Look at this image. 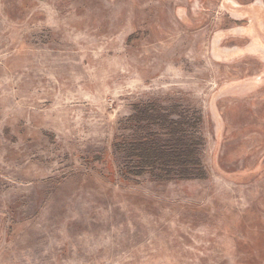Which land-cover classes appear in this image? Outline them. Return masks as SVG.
<instances>
[{
  "label": "rangeland",
  "instance_id": "1",
  "mask_svg": "<svg viewBox=\"0 0 264 264\" xmlns=\"http://www.w3.org/2000/svg\"><path fill=\"white\" fill-rule=\"evenodd\" d=\"M155 102L205 178L122 176ZM0 264H264V0H0Z\"/></svg>",
  "mask_w": 264,
  "mask_h": 264
},
{
  "label": "trees",
  "instance_id": "2",
  "mask_svg": "<svg viewBox=\"0 0 264 264\" xmlns=\"http://www.w3.org/2000/svg\"><path fill=\"white\" fill-rule=\"evenodd\" d=\"M201 118L187 115L179 104L169 110L158 102L138 104L125 123H132V135L114 146L117 161V154L125 153L119 157L122 176L150 173L157 181L205 178L202 138L196 134Z\"/></svg>",
  "mask_w": 264,
  "mask_h": 264
}]
</instances>
